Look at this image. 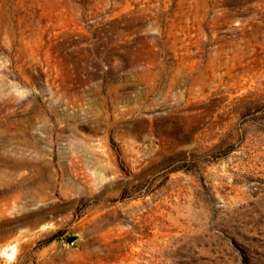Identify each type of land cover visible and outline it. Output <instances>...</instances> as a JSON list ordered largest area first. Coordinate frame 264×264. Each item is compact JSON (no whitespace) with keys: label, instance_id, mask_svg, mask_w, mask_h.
I'll use <instances>...</instances> for the list:
<instances>
[{"label":"rangeland","instance_id":"rangeland-1","mask_svg":"<svg viewBox=\"0 0 264 264\" xmlns=\"http://www.w3.org/2000/svg\"><path fill=\"white\" fill-rule=\"evenodd\" d=\"M0 264H264V0H0Z\"/></svg>","mask_w":264,"mask_h":264}]
</instances>
